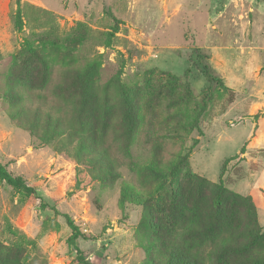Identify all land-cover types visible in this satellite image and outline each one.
I'll return each instance as SVG.
<instances>
[{"label":"rangeland","instance_id":"obj_1","mask_svg":"<svg viewBox=\"0 0 264 264\" xmlns=\"http://www.w3.org/2000/svg\"><path fill=\"white\" fill-rule=\"evenodd\" d=\"M16 2L0 0V163L42 200L0 181V264H264V2ZM37 41L52 62L46 105L24 91L39 72L12 59ZM94 58L99 82L85 102L80 75L62 91L61 71ZM120 83L138 107L129 135ZM16 90L64 118L68 148L12 120ZM77 140L108 154L85 165ZM219 233L224 247L213 244Z\"/></svg>","mask_w":264,"mask_h":264},{"label":"trees","instance_id":"obj_2","mask_svg":"<svg viewBox=\"0 0 264 264\" xmlns=\"http://www.w3.org/2000/svg\"><path fill=\"white\" fill-rule=\"evenodd\" d=\"M263 1L264 0H258ZM19 6V0L16 2ZM21 14L20 9L18 7L17 11L13 14L12 20L15 22H20ZM44 36H48L50 38L51 43H57L58 41H64L65 36L59 37L57 34L53 32H44L42 33ZM42 43L40 41H37L36 44H30L25 45L24 48L20 49L18 53L14 54L12 59L20 65V67L27 72L28 70H36L39 72V76L37 79L36 84H32L29 86H24V91L31 95L34 99H38L40 104H47V99H44V96L41 95V91L47 87V85L50 83L52 76H53V70H52V62L51 60H47L41 53L40 49ZM40 46V47H39ZM101 53L95 52V56L99 57ZM97 59H86L83 63L78 62L76 66L74 67H65L63 71H61V80L59 81V86L62 91H67L69 88H72V79H74L76 76H81L83 79H81V83L79 84V88L81 91L84 92V100L85 102L87 94L89 93V88L91 85L98 84L99 82V64L96 61ZM204 70V68H203ZM205 76L211 80L214 81V77L211 76V74L207 71L206 67L204 70ZM108 84L103 85L104 88L107 87ZM74 86V85H73ZM121 99L125 105L126 108V119L129 125L127 134H131V127L134 122L138 120L134 110H137V103L134 100V94L133 89L128 88L126 84L120 83L119 89H117ZM17 94V98L19 99L18 108L19 111H15V109L11 108V110L8 111V114L11 116L12 120L16 122L19 126L22 128L29 130L32 132L33 135H36L37 137H40L44 142L48 141H55L56 145H60L61 147L68 148V144H71L75 138H68L67 135L70 134V130L66 131L65 128L62 127L64 124V118L61 117H53L50 112L43 111L42 106H36L31 107L25 104L24 99L25 97L21 92H18L17 90L14 91ZM106 92V89L104 90ZM58 93V92H55ZM68 93V91H67ZM31 101V100H30ZM31 103V102H30ZM82 104V103H81ZM80 104V106H81ZM83 109V108H82ZM82 109L77 112L78 118H82L83 112ZM69 121L67 120L66 123ZM44 124V128L41 129V126ZM131 126V127H130ZM66 127L70 129V127L66 124ZM58 129L59 132L57 133L56 137L54 134V129ZM52 130V131H51ZM66 133V135H62L63 133ZM131 140H127L125 143V150L123 152L126 154L130 153V146ZM74 150V156L78 160H83V163L85 165L89 164L91 161L100 159L102 160V155L106 156L108 154L106 149L103 148H95L91 149L90 147H87L86 150L82 149L81 140H77L76 144L73 146ZM116 168L115 165L107 166L106 170L107 173H112L113 170ZM94 174V173H92ZM95 176L100 178L102 175L99 171V173H96ZM0 181H3L7 183L8 185H11L14 188L24 190L25 193L28 195H31L35 197L36 199L42 200V197L36 193V190L33 186L27 184L23 179L20 177H14L12 176L5 166L0 163ZM215 195L213 196V202L217 210H220L221 204H222V194L224 193V186L223 183L218 182L215 184L214 188ZM126 187H123L122 189V197L120 199V204H123V200L126 197ZM131 196V195H129ZM137 199L135 201H141L142 197L136 196ZM67 222L69 226L73 230L72 238L75 239L78 236H80L79 230L77 229L76 225L74 224L73 220L67 219ZM175 234L177 235V231H175ZM208 239H211L212 241L216 239L215 242H213L215 247H224L223 245L224 241L226 240V235L224 233H219L215 239L212 237H209ZM176 240V239H175ZM211 241V242H212ZM175 241L170 243V249L175 247ZM213 246L214 249H216ZM78 250V249H76Z\"/></svg>","mask_w":264,"mask_h":264},{"label":"crops","instance_id":"obj_3","mask_svg":"<svg viewBox=\"0 0 264 264\" xmlns=\"http://www.w3.org/2000/svg\"><path fill=\"white\" fill-rule=\"evenodd\" d=\"M248 48H249V49H255V48H252V47H246V49H248ZM242 49H244V48L242 47Z\"/></svg>","mask_w":264,"mask_h":264}]
</instances>
